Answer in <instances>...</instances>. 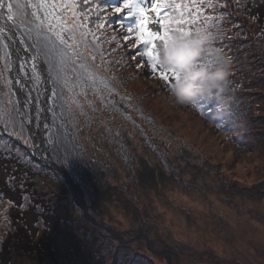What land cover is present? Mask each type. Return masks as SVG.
Here are the masks:
<instances>
[{"label": "rangeland", "instance_id": "374dc122", "mask_svg": "<svg viewBox=\"0 0 264 264\" xmlns=\"http://www.w3.org/2000/svg\"><path fill=\"white\" fill-rule=\"evenodd\" d=\"M6 1L49 5L21 8L12 22L29 53L33 93L42 82L37 61L48 77L47 121L42 116L45 148L53 153L52 141L62 138L61 129H74L76 141L67 138L75 141L89 164L81 157L71 160V175L63 167L68 162L58 163L72 180L78 177L73 182L80 199L62 176L57 179L42 168L28 128L30 112L28 107L20 109L9 76L11 58L0 33V116L13 113L11 119L0 118V245L6 239H18V247L39 245L25 254L18 249V254L11 243L8 253L0 249V264H264V46L254 42L245 60L230 47L239 29L255 23L247 16L242 24L226 21L217 36L215 48H222L231 61L225 93L230 103L199 98L203 103L193 108L174 103L169 87L146 67V59L132 58V39L127 44L123 39L132 22L111 11L113 0ZM218 1L223 5L224 0ZM146 3L150 6V0ZM59 4L75 7H52ZM209 8L207 1L202 19L210 16L209 23L216 25ZM48 25L63 30L73 48L61 45ZM256 27L263 40L264 29ZM82 31L93 34L86 38L87 47ZM208 31L214 35L211 27ZM40 50L46 51V58ZM51 51L69 58L61 61L59 83L50 81ZM52 89L60 90L59 109ZM212 109L216 114L207 116ZM85 163L92 168L85 169ZM27 171L33 176L31 188ZM233 197L240 201L239 213L222 202ZM81 201L96 226L83 216ZM61 204L62 220L46 214L50 205ZM237 216L244 219L246 234L237 229ZM232 247L239 253H232Z\"/></svg>", "mask_w": 264, "mask_h": 264}, {"label": "trees", "instance_id": "16d2710c", "mask_svg": "<svg viewBox=\"0 0 264 264\" xmlns=\"http://www.w3.org/2000/svg\"><path fill=\"white\" fill-rule=\"evenodd\" d=\"M207 1L209 3V6H210L209 11L211 13V16H214L215 18H217L218 22H217L216 26L219 27L221 30L223 29L224 25L226 24V21H228V24H230V25L242 24V17H244V16H247L246 20H251L253 23H255L254 25H252V24H249L247 22L246 23L247 25L245 27H242L241 29H239L238 32L235 34V37H236L235 40L236 41L233 42L234 39L230 40V43H231L230 47L234 48L235 54L240 60L246 59L245 53H247L252 48L254 42H255V44L259 45L260 47L264 46V39L261 40L262 37H260V36L257 37V27H256L257 24L258 25L260 24V26L264 29V0H224L223 5H220L218 0H169L170 3L180 5L181 7L176 8V9H168L167 11L169 12V14H174L175 16H179L180 12L183 11L184 12V19L186 21L191 19V14H195L198 12L199 19L197 20V22L195 24L184 25V27H186L188 30H194L195 28L204 27V24L200 23L201 20L204 21L202 19V13L201 12L206 10L205 6L207 4ZM118 2L120 4L121 1L118 0ZM106 3H107V1H105V3H103V4H106ZM112 4L113 5H110V7L116 5V0H113ZM184 5H187V8H184L183 7ZM193 5H195V7ZM100 6L102 7V5H100ZM150 15L154 18L153 23L156 25V27L149 25L150 29L153 31H159L160 30L159 23L155 21V14H150ZM221 17H222V19H221ZM131 22H134V21L131 20ZM171 27H178V25L173 24V25H171ZM217 27H211L214 31L213 37L216 38L214 40V42L212 43V48H215L217 36L220 33L219 31H217ZM124 29H125V26H124ZM125 32H127V31H125ZM256 38H257V40H256ZM216 48H217V45H216ZM51 49L53 50V46H51ZM41 52H43L42 54L46 53V51H44V50ZM44 55L46 58V54H44ZM213 55H214V53H213ZM48 56L51 57V59H48V72H49V75L51 77L50 81L51 82H52V80L56 81V82L61 81V79H63L62 70H59L61 67V61H62V59H69V58L68 57L62 58L61 56L57 55L54 51H51V53L48 54ZM54 58L56 59L55 63L53 61ZM52 64L55 65L56 69L55 68L51 69L50 65H52ZM145 64H146V67H148L147 62ZM155 75L157 76V79L160 80L158 72ZM57 83H59V82H57ZM51 87H52V83H51ZM59 92H60V90H53V89L51 90V95L54 99V104H55V106H57V109L60 108V105H59L60 101L57 98V95L54 96V93L56 94ZM62 95H65V94H62ZM60 113L62 116L63 113L62 112H60ZM215 114H216V111H214V109H212V111L207 116L210 117V116H213ZM58 115L59 114H57L56 116H58ZM61 130H62V132H61L62 138H59L57 140L52 141L53 142L52 143V150L53 151L55 150V151L53 153H51L52 152L51 148L49 149L50 151L49 150L48 151L50 152V154L52 156V160L56 165H59L58 164L59 162H68L67 164L69 166H65L67 164H63V167L65 169H67L71 175H74L75 170L72 169V167H74L75 164L72 165L71 160H74L76 162L77 159L79 157H81L85 161L88 160V164H89V159H87V158L85 159L84 154L78 149V145L75 144L76 140H75L74 136H75L76 131L74 129H72V131H71L67 127H64ZM55 132H56V134H59V130H56ZM67 137H70V138L74 139L75 141H72L71 139H69ZM45 142L48 144V146L46 144L47 147H51V145L48 143V141H45ZM81 158H80V160H81ZM80 163H81V161H80ZM40 164L43 166L42 168L45 169L47 172H49L51 175L54 174L56 177H58L57 179L62 180L61 176H58L50 167L44 165L43 163H40ZM83 166L85 167V169H86V167H88V169L92 168V166L87 165V163H85ZM76 172H78V169ZM27 174H28V178L30 181V183H28V184H29V187L31 188L33 185V182H32L33 176L28 171H27ZM81 178H83V177H81ZM77 179H78V177L75 176L73 181H77ZM62 182H64L66 184V186L69 187L67 185V183L64 181V179L62 180ZM225 192L227 194V197L231 196V193H230L231 190L229 187L227 188V190ZM33 193H34V191H31L30 195H32ZM234 199H235L234 197H233V199L230 198V199H228V202H227V199L225 198V199H222V202H224L226 204V206L229 210L234 211V209H236V210H238V213H239L240 201L238 199L237 200H234ZM226 202L228 203V205ZM55 208H56V210H55ZM58 208H61L63 210L64 206L62 204L61 205H50V207L48 208V213H46V214L51 216V218L53 220H55L54 217L62 220V215L59 212ZM253 211L256 213V211L254 209H253ZM237 217L239 218V216H237ZM256 218H257V214H256ZM247 219H248V221H252L250 217L249 218L247 217ZM243 221H244V219L242 218V223H243ZM248 223H250V222H246V224H248ZM250 224H252V223H250ZM226 225H229V224H226ZM243 226L237 227V229L239 228L240 231H242L244 229ZM255 227H256V225H255ZM244 233L246 234L245 229H244ZM21 235H23V234L21 233ZM254 241H255V239H254ZM21 242L24 243L25 241L23 242L21 240ZM11 243H13V246H16V248H14V251L18 254L20 252V251H18V249L22 250V252H20V253L25 254V253H30V251L34 252L35 250H38V248H39L38 242H35L34 246L30 242H27V243H24V245L20 244V247H18V239H6L0 245V249H1V252L3 254L8 253V251L11 249L10 248ZM231 249H232V253H235V254L239 253L236 250V248L232 247ZM247 251H245V252H247ZM247 254H250V253H247ZM250 255L253 256V253ZM242 258H246V257L243 256Z\"/></svg>", "mask_w": 264, "mask_h": 264}, {"label": "snow or ice", "instance_id": "6c2138e0", "mask_svg": "<svg viewBox=\"0 0 264 264\" xmlns=\"http://www.w3.org/2000/svg\"><path fill=\"white\" fill-rule=\"evenodd\" d=\"M87 2V0H86ZM7 7V18L8 20H12L14 15L18 14L21 8L27 9L29 7L43 9L48 7L44 3L41 4H33L29 2H25L23 5L15 2H8L6 4V0H0V9ZM195 7V5H193ZM54 8H65L66 10H71L75 7L74 4H59L52 5ZM180 5L170 3L169 0H150V6L146 3V0H121L119 5H114L111 7V11L117 16L125 15L126 19H131L134 22L129 23L127 25L128 36L124 37L125 44H127L129 38L132 39V48L135 49V54L133 55V59L136 58V55H139L141 60H145L147 62V66L151 69L153 73L159 74V79L165 83L166 86H170L173 81L179 79L180 74L171 70L162 69L157 63L160 56V47L163 46L167 48L169 43L175 41L176 39L187 40L190 39L193 35V31L199 28H195L194 30H188L184 25L186 24H195L199 19L198 12L195 14H191V19H184V12L181 11L179 16H175L174 14H169L168 9H176L180 8ZM187 8V5L183 6ZM150 14H155V21L159 23V31H153L150 29L149 25L152 24L153 17ZM31 15L33 17L37 16L36 12H32ZM73 15H75L73 13ZM47 19V16L44 17ZM99 19V17H98ZM204 27L209 35L212 37L208 44L205 46L203 50V54L199 59V64L201 66H212L217 62L220 56H225L222 48H212V43L216 39L213 37L212 33L208 31L209 27H217L216 25H211L209 22L213 19L212 17H204ZM222 19V17H221ZM111 23V21H108ZM178 25V27H171V25ZM83 28V25H80ZM103 28L104 25L102 24ZM48 31L51 32L56 39L59 41L61 45H66L68 48H73L72 44H68L65 40L62 32H56L55 29L48 25ZM217 31H222L219 27H217ZM93 35L89 31H82L80 33L82 41L85 43L87 47V37ZM75 41V36L69 37ZM96 43L99 42V39L94 37ZM213 53H221V55H213ZM101 59H103V54H101ZM230 59V58H229ZM2 95V94H0ZM56 94L54 93V96ZM202 99H196L192 103V107L196 108L199 104H202ZM217 111H223L222 108H217ZM3 116H7L9 119L13 116L12 111L8 110L3 113ZM0 116V118H3Z\"/></svg>", "mask_w": 264, "mask_h": 264}, {"label": "clouds", "instance_id": "9594fccd", "mask_svg": "<svg viewBox=\"0 0 264 264\" xmlns=\"http://www.w3.org/2000/svg\"><path fill=\"white\" fill-rule=\"evenodd\" d=\"M211 38L206 30L199 28L190 39H176L167 48L160 47L159 66L180 74L168 89L174 103L190 106L198 98L215 99L221 105L230 103L231 98L225 95L231 74L230 59L220 56L212 66L199 64Z\"/></svg>", "mask_w": 264, "mask_h": 264}, {"label": "water", "instance_id": "95a60500", "mask_svg": "<svg viewBox=\"0 0 264 264\" xmlns=\"http://www.w3.org/2000/svg\"><path fill=\"white\" fill-rule=\"evenodd\" d=\"M6 4H7V1H6ZM7 15H8L7 7L5 6V8L0 9V33H1L2 39L4 40V42L7 46V49H8L10 58H11V70L16 74V76L18 75V77H20L19 76L20 75V73H19L20 72V65L23 61V58L26 57L27 54H29V53L24 49L23 45L21 44V42L19 41V39L17 37V33L15 31L14 24L12 22L15 20L14 19L8 20ZM14 55H16V56L14 57ZM38 63H41L42 66H44L42 61H38ZM44 70H45V68L43 69V73H44L43 75H45L44 81L47 83V87H48V77H47L46 71H44ZM10 72H9V76L11 79ZM40 72H41V69H40ZM48 92H49V88H48ZM40 117H41L40 118V121H41L42 120V114ZM47 117H48V113L46 112L45 113V120L48 119ZM39 127H41L40 124H39ZM42 133H43L42 130L39 131V136H40L39 138L40 139L38 142L40 145L41 154L36 156L37 159L41 163H43L44 165L50 167L58 176H62L64 181L70 187L71 193L73 195L75 194V196L78 195L77 198L79 197V199H80L81 198V192H80L79 186L73 182V180H72L71 176L68 174V172H66L64 169H62L60 166L56 165L53 162L50 152L44 146V138L42 137ZM43 155H45V157ZM78 205L84 211L83 216L85 218L89 219L92 224H94V222L86 214L85 204L82 203V201H81V203H79ZM116 237H118L119 239H122L118 234H116ZM138 238L144 239L147 243H150L149 239H147L145 236H140Z\"/></svg>", "mask_w": 264, "mask_h": 264}, {"label": "bare ground", "instance_id": "6f19581e", "mask_svg": "<svg viewBox=\"0 0 264 264\" xmlns=\"http://www.w3.org/2000/svg\"><path fill=\"white\" fill-rule=\"evenodd\" d=\"M15 56L16 55H14V57ZM27 61H28V56L24 57V60L22 61L20 65V72H19L20 77H18V75L16 76V74L11 70L10 80H11V85L17 94V99H18L20 109L23 112H25V107H28L29 109L31 120H30V124L28 125V128L30 131L31 138L34 141L33 144L35 147V152L37 155H40L41 154L40 145H38L37 142L40 139L39 131L42 130V127L44 125V121H43L44 119L42 118V120L40 121L38 120L37 116H39L40 113L42 114V116H45L46 112L48 113V102H47L48 100L46 97V93L44 92L45 91V86H44L45 75H43L44 66H42L41 63H38V66L40 67L41 72H42L40 75L42 82L39 85H36L38 87H36L35 93H33L32 88H31L32 75L29 74V66H28L29 62ZM37 107L40 108L39 112H38ZM42 109H43V112H42ZM36 112H37V116L35 114ZM39 124L41 125V127H38ZM234 221L237 222V225H238L237 227L243 226L242 218L240 217L237 219L235 218ZM260 240L264 241V239H260Z\"/></svg>", "mask_w": 264, "mask_h": 264}]
</instances>
